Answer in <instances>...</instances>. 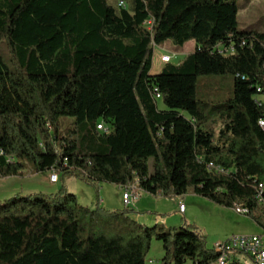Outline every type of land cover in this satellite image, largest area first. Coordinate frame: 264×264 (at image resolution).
I'll return each mask as SVG.
<instances>
[{"label":"trees","instance_id":"16d2710c","mask_svg":"<svg viewBox=\"0 0 264 264\" xmlns=\"http://www.w3.org/2000/svg\"><path fill=\"white\" fill-rule=\"evenodd\" d=\"M238 10L236 0H0V180L56 171L153 197L192 192L243 209L264 233V31L240 29ZM190 40L193 52L151 73L154 47ZM223 74L233 94L207 110L198 77ZM129 213L83 205L65 185L10 197L0 264H146L154 240L162 264L216 259L197 228ZM243 260L229 264H254Z\"/></svg>","mask_w":264,"mask_h":264},{"label":"rangeland","instance_id":"374dc122","mask_svg":"<svg viewBox=\"0 0 264 264\" xmlns=\"http://www.w3.org/2000/svg\"><path fill=\"white\" fill-rule=\"evenodd\" d=\"M236 1L240 12H242V10H245L246 13L245 16H237L239 28L242 29L249 26L250 24H256V26H258L260 30L264 31V0ZM111 3L117 6L114 1H111ZM123 7H127L129 9V6L126 4L123 5ZM194 45L195 43L193 40L187 41L183 46H175L170 41H167L162 46L154 47L151 73H157L159 70V65L156 61V53H160L163 50L161 55L164 53L174 55L177 54L175 51L177 50L178 52L182 53L183 56H186L187 54L194 51ZM232 94V75H203L198 77L196 97L198 100L208 103V105L206 106L207 110H209V108H211L213 105H217L230 98ZM157 105L159 108L163 107L161 99L157 100ZM187 117V113H179L174 127L176 131H183L182 121L183 118ZM62 120L64 119H61V121ZM40 175V173L38 175H30L29 170H27L26 174L23 176H14V178H11L10 180L1 179L0 203L13 196H24L26 194L39 192L44 194L55 193L63 185H65L66 189L69 192L75 195L77 194L76 197H79L80 200H83V197H86L88 195V190L86 187L90 186L97 188L95 185L88 184L76 177L60 178L59 176L58 182L50 183L45 179L46 173L43 174L45 175V178L40 177ZM109 184L110 183H105L106 190H104L103 192L109 197H113L115 201L114 204L119 206L116 209L124 208L125 206L122 205L120 201V203L117 202L118 200L116 191H112V186L107 187V185ZM30 187H33V189H30ZM117 189L122 192L121 188ZM99 191L100 188L94 190L95 202H98V200L101 198L99 196ZM192 196H194L195 198H192ZM151 199L152 201H154L151 202V204L156 203L161 208L168 209L169 207L173 206V202H177L179 196H173L169 198L152 196ZM182 199H184L183 203L186 205L187 211L181 219V224L171 225L170 228L177 229L178 227L184 225L197 228L203 233L206 241V246L210 249H212V246L216 242L224 241L228 236L232 234H256L259 230V227L254 222H252V220L248 216L236 213L231 208H225L216 205L205 198L193 194L192 192L184 194ZM132 206L133 205L129 206V208H132ZM161 216L165 217V214L161 213ZM163 255L164 252L162 249V243L158 240H154L148 252L146 264H162L161 259Z\"/></svg>","mask_w":264,"mask_h":264},{"label":"crops","instance_id":"0c3cea01","mask_svg":"<svg viewBox=\"0 0 264 264\" xmlns=\"http://www.w3.org/2000/svg\"><path fill=\"white\" fill-rule=\"evenodd\" d=\"M241 15L242 16L246 15L245 10H242V12H240V10H238V16L240 17ZM251 26L256 28V29H258V30H260L259 27L256 26V24L255 25L254 24H250L247 27H251ZM194 48H195V45H194ZM175 51H176L177 54H174L175 57L172 59V61L173 62L175 61L174 63H178L181 60H183L185 55L183 56L182 53L178 52L177 50H175ZM162 52H163V50L160 53H156V61H157V64L159 65L158 72H160L162 67L164 66V63L160 62V56H161ZM161 108H164V105ZM35 174L38 175L39 173H35ZM43 174H41L40 177L45 178L44 177L45 175H43ZM48 176H49V173L47 172L45 179L49 181ZM11 178H14V176L7 177V178H4V179L10 180ZM50 183H52V182H50ZM95 186L97 188L90 187V186L86 187L87 190H88V195L86 197H83V200H80V198L77 197L78 201L81 204L87 205V206H90V207H94L95 205H98V206H101V207H104V208L110 209V210H113V209H116L117 207H119L116 204H114L115 201H114L112 196L109 197L108 195H106L103 192L104 190H106L105 189L106 188L105 187L106 186L105 183H100V184H97ZM108 186H112L111 187L112 191H116V196H117V200H118L117 202L120 201L121 204L123 205L122 192L119 191V189H117V188H120V187L118 185H115V184H109V185H107V187ZM98 188H100L99 196L101 198L98 200V202H95V200H94V190H96ZM30 189H33V187H30ZM150 196L151 195H149L147 193H144V192L141 193L139 200L134 203L132 208H130V213H129L130 218H132L133 220L137 221L138 223L144 224L146 226H153L155 224H158V225L164 226L165 228H167V227L169 228L171 225L181 224V219H182L183 215H185V213L187 211V207L184 204L185 205V209H184V212L181 213V212L178 211L177 206H178L179 203H183L184 202V199H182V197L184 195L179 196V199L177 200V202H173V206L169 207L168 209L161 208L156 203H152L151 204V202H154V201H152V199H151L152 196L151 197ZM192 198H195V197L192 196ZM186 199H187V197H186ZM161 213H164L165 217H162ZM261 232L262 231L259 229L256 234H259ZM239 259L242 261L244 258L239 256ZM242 262H244V260Z\"/></svg>","mask_w":264,"mask_h":264},{"label":"built area","instance_id":"2783aa9c","mask_svg":"<svg viewBox=\"0 0 264 264\" xmlns=\"http://www.w3.org/2000/svg\"><path fill=\"white\" fill-rule=\"evenodd\" d=\"M118 6H123V2H119ZM150 21H148V24ZM174 55L164 53L160 56L161 63H168L172 61ZM156 96H159L158 90L156 88ZM259 90V89H258ZM260 125L264 127V119L260 118ZM98 130L108 133V128L103 124H97ZM209 168H213L212 163H208ZM59 180V174L56 171L49 172V181L56 183ZM122 189V201L125 207L134 205L136 201L139 200L142 191L137 188V186L129 185L120 187ZM264 186L262 184L258 185V201L262 202V192ZM185 209L184 203L178 204V211L183 213ZM236 213L241 214L240 209H234ZM212 249L217 253L216 259L211 264H229L231 258L234 257H245L249 260H253L254 264H264V238H259L258 235L254 234H232L228 236L224 241L216 242Z\"/></svg>","mask_w":264,"mask_h":264},{"label":"bare ground","instance_id":"6f19581e","mask_svg":"<svg viewBox=\"0 0 264 264\" xmlns=\"http://www.w3.org/2000/svg\"><path fill=\"white\" fill-rule=\"evenodd\" d=\"M259 125H260V120H259ZM260 126H261V125H260ZM261 128L264 130V127H263V126H261ZM237 209H238V208H237ZM239 209L241 210V214L244 215V210L241 209V208H239ZM254 235H258L259 238H264V233L254 234ZM251 261H253V260H251Z\"/></svg>","mask_w":264,"mask_h":264}]
</instances>
